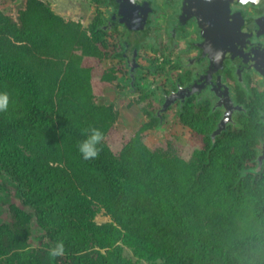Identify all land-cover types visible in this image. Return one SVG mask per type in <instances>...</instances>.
Returning a JSON list of instances; mask_svg holds the SVG:
<instances>
[{
	"label": "trees",
	"instance_id": "16d2710c",
	"mask_svg": "<svg viewBox=\"0 0 264 264\" xmlns=\"http://www.w3.org/2000/svg\"><path fill=\"white\" fill-rule=\"evenodd\" d=\"M97 14L83 25L46 0H26L16 15L0 6V92L10 96L0 112V264H264V166L253 171L264 121L243 117L213 141L186 103L177 117L190 140L149 147L147 130L164 123L144 91L133 102L155 121L125 140L102 96L107 85L124 89L128 67L100 64L118 51ZM90 127L105 139L84 160ZM61 240L65 255L53 259Z\"/></svg>",
	"mask_w": 264,
	"mask_h": 264
},
{
	"label": "flooded vegetation",
	"instance_id": "af4514ba",
	"mask_svg": "<svg viewBox=\"0 0 264 264\" xmlns=\"http://www.w3.org/2000/svg\"><path fill=\"white\" fill-rule=\"evenodd\" d=\"M119 1H101L100 9L109 30L123 31L119 39L117 57L127 63L128 70L125 74L128 77H137L139 65H142L140 60L147 58L141 51L142 44H147L149 34L154 30L150 43H155L164 52L169 53L172 63L179 67L173 74L169 90H166L165 95L174 94L176 98L169 106H176L178 110L187 103L189 107L200 111V123L209 129L213 141L224 131L239 126L243 117H246V120L258 117L264 121V0H261L259 6L251 2H232L231 13L228 17L220 19L216 32L212 31L210 23L204 20L206 33L202 31L195 16L182 12L184 0H161L166 2L167 12L159 7L161 2L156 0H147V4L145 0H136V5L140 6L139 10L136 8V17L141 19L148 12L149 21L145 28L139 27L136 19L132 22L133 27L121 21L125 15L120 12ZM187 3L190 5L191 1L187 0ZM131 5H125V12H128L129 8L133 10ZM194 7L198 8V5ZM157 17L167 20L164 34L159 29ZM166 32L167 42L164 40ZM162 40L166 45H162ZM230 50L231 53L227 54L222 62L217 63L215 52L224 53ZM135 62L138 64L132 75L131 67ZM179 85L182 87L181 92L178 91ZM158 111H155L156 115H160ZM226 111L231 115V120L224 129L213 136V131ZM263 143L264 140L261 142L258 156L262 155ZM258 164L257 157V165L253 169H256ZM263 166L264 154L262 166L255 172H260Z\"/></svg>",
	"mask_w": 264,
	"mask_h": 264
},
{
	"label": "rangeland",
	"instance_id": "374dc122",
	"mask_svg": "<svg viewBox=\"0 0 264 264\" xmlns=\"http://www.w3.org/2000/svg\"><path fill=\"white\" fill-rule=\"evenodd\" d=\"M26 0H0V6L4 10L11 11L13 15L18 13V10L24 6ZM50 7L59 15L63 16L66 19H76L80 21L83 25H87L91 20L92 17L97 14L98 11H101L100 4L91 0H46ZM157 2H161L159 7L161 9H165L166 12L168 8H166V2L161 0H156ZM97 6V7H96ZM96 9V10H95ZM92 12V13H91ZM89 16V18H88ZM156 21L159 23V29H161L162 33L164 34V29L167 23L166 18L164 17H157ZM154 31V30H153ZM150 32V34H154V32ZM123 31H119L114 33L110 48H118V42L121 38V34ZM166 38L164 39L166 42L168 41L167 32L165 33ZM166 45V42L162 40ZM161 45V46H162ZM141 51L147 55L146 59H141L143 65L149 66L143 69V72H147L146 68H148V72L146 76H138V80L136 81V89L134 90L135 96L133 99L140 93L146 91L157 102H159V107L161 106V101L163 99V90H169V86L172 82V77L174 72H177L179 67H176L172 63V58L169 53L163 51L160 46H156L155 43H143L141 47ZM122 59L118 57H112L109 59H104L101 61V65L103 66H112L114 63L118 64L121 62ZM125 62V61H123ZM127 64V63H126ZM176 69V70H175ZM175 70V71H174ZM121 80H126L127 82V74L120 72L119 73ZM123 78V79H122ZM110 85L105 87L104 93ZM112 87V86H111ZM116 89V87H115ZM114 89V90H115ZM120 89V88H119ZM108 93H105V97ZM104 100V94L102 96ZM107 99V97H106ZM133 99L128 100L125 106L127 107L128 116H123L119 118L117 124V130L123 136L125 140L129 139L134 131L137 129V125L141 121V116L143 115L146 118L145 122L154 120L150 115H147L143 109L140 108L138 104L133 103ZM105 102V101H104ZM158 108L156 110H158ZM176 106H171L166 110L164 113V124L160 127H153L147 130V136L145 138V142L149 147L155 146L157 143H168L172 142L175 146H184L185 142L189 141L193 131L191 129L182 124L176 117ZM135 111V115L132 113ZM130 114V115H129ZM141 114V116H140ZM126 118V119H125ZM155 121V120H154ZM144 122V123H145ZM161 122V121H160ZM133 123H135L133 125ZM0 184V219H6L8 217L6 205L4 204V194L6 196L7 191L1 188ZM7 214V215H6ZM97 220L99 222H103L108 220V216L104 215L103 213H99L96 215ZM1 221V220H0ZM4 221V220H2ZM125 254L127 256H132L129 249L125 248ZM158 263H161V260H158ZM142 264H151L149 261L144 260Z\"/></svg>",
	"mask_w": 264,
	"mask_h": 264
},
{
	"label": "water",
	"instance_id": "95a60500",
	"mask_svg": "<svg viewBox=\"0 0 264 264\" xmlns=\"http://www.w3.org/2000/svg\"><path fill=\"white\" fill-rule=\"evenodd\" d=\"M136 0H120L119 1V9L120 12L125 15V18H123L121 21L125 22L128 26L133 27L134 25L132 22H135V19L138 21V26L141 28H145L149 21L148 12H146L143 17L137 18L136 17V8L139 10L140 6H137L135 3ZM191 3L188 5L187 0H184L183 4V13L188 14L190 16H195L197 18V21L199 25L202 28V31L206 33V27H204L203 22L204 20L208 23H210L212 31L216 32L218 30V25L220 22V19L224 16H229L231 13V4L242 2V0H190ZM196 2L197 4L193 3ZM132 4L130 7H133V10L129 8L128 12H125V5ZM145 3L147 4V0H145ZM198 5V8H195L194 6ZM199 5L203 7H199ZM129 7V6H128ZM131 13V14H130ZM127 15V17H126ZM215 21V23H213ZM224 49L221 51L223 52ZM217 53V57L215 60H217V63L222 62L221 60L229 53L230 51L224 52V53ZM209 56L213 59V57L209 54ZM138 62L134 63V66L131 67L132 75H134L133 70L137 66ZM135 77V76H134ZM134 77L132 76V80H134ZM182 87L179 85L178 91L181 92ZM175 96L172 94L171 96L165 95L164 102L161 106V109L158 111L159 113L163 110H165L169 105H171L175 101ZM231 120V115H229V112L226 111L224 113V116L222 120L219 122L217 128L213 131L212 135L215 136L217 133H219L222 129L225 128L226 124ZM264 154V143H263V149H262V155L258 156V167L256 169H253V171H256L257 169H260L262 166V159Z\"/></svg>",
	"mask_w": 264,
	"mask_h": 264
},
{
	"label": "clouds",
	"instance_id": "9594fccd",
	"mask_svg": "<svg viewBox=\"0 0 264 264\" xmlns=\"http://www.w3.org/2000/svg\"><path fill=\"white\" fill-rule=\"evenodd\" d=\"M242 2L244 4H248V3L251 2V3H254L257 6H259L261 0H242ZM140 67H141V65H140ZM135 78L136 79L132 80L133 84L137 80L138 77H135ZM128 79H129V77H128ZM130 86L131 85H130V82H129V87ZM167 91H166V89L163 90L164 99H165V94H166ZM131 94H132L133 97L135 96L134 91H131ZM167 94H169V93H167ZM164 99H163V102H164ZM163 102L161 103V106H162ZM9 103H10L9 94L7 92H0V112H6L8 110ZM161 106H160V108L158 110L161 109ZM170 107L171 106H168L165 110L161 111L160 115L157 114L158 117L160 118L161 122L164 121V113ZM176 117H177V114H176ZM177 119H178V117H177ZM143 124H144V122H143ZM141 126H139V127H141ZM83 131H84V134H85L86 138L83 139L78 145V150H79L80 154L82 155L84 160H92V159L98 158L99 155H100V152L102 151V148L99 147V146L102 144V142L105 139L104 132H102L99 128H96V127H90L88 129H84ZM48 254L53 259H55L57 257L64 256L65 255L64 242L62 240L58 241L53 247H51L49 249Z\"/></svg>",
	"mask_w": 264,
	"mask_h": 264
},
{
	"label": "crops",
	"instance_id": "0c3cea01",
	"mask_svg": "<svg viewBox=\"0 0 264 264\" xmlns=\"http://www.w3.org/2000/svg\"><path fill=\"white\" fill-rule=\"evenodd\" d=\"M143 66V65H142ZM139 67L137 70V77L138 76H146L147 75V68L146 71L147 72H143V69L145 67ZM128 77V75H127ZM123 79V78H122ZM138 80V79H137ZM136 80V81H137ZM136 81L134 82V84L136 83ZM121 83L124 86V89H119V88H113L112 85H110V87L108 88V90L105 91V93L107 92L108 95L105 97V93H104V101L108 104L112 103L115 105V107L119 110V118H122L123 116H128V112H127V107L125 106L126 102H128V100L133 99V96L131 94V90H129V79L126 80H121ZM112 86V87H111ZM115 89V90H114ZM125 103V104H124ZM134 103V102H133ZM135 104V103H134ZM132 115H135V111H133L132 113H130ZM129 114V115H130ZM141 116V114H140ZM126 119V118H125ZM146 118H144V116H141V121L140 123L137 125V128L139 126H141L143 124V122H145ZM135 123H133L134 125Z\"/></svg>",
	"mask_w": 264,
	"mask_h": 264
},
{
	"label": "bare ground",
	"instance_id": "6f19581e",
	"mask_svg": "<svg viewBox=\"0 0 264 264\" xmlns=\"http://www.w3.org/2000/svg\"><path fill=\"white\" fill-rule=\"evenodd\" d=\"M97 7V6H96ZM96 10V9H95ZM92 13V12H91ZM100 13V12H99ZM98 15V14H97ZM96 16V15H95ZM88 18H89V16H88ZM8 181V180H7ZM16 182H17V180H16Z\"/></svg>",
	"mask_w": 264,
	"mask_h": 264
}]
</instances>
